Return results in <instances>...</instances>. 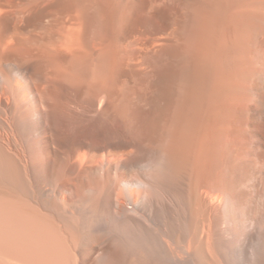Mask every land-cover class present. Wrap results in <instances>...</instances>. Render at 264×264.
I'll return each mask as SVG.
<instances>
[{"label":"bare ground","instance_id":"1","mask_svg":"<svg viewBox=\"0 0 264 264\" xmlns=\"http://www.w3.org/2000/svg\"><path fill=\"white\" fill-rule=\"evenodd\" d=\"M0 264H264V0H0Z\"/></svg>","mask_w":264,"mask_h":264}]
</instances>
